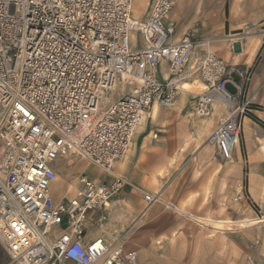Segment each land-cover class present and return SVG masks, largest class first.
Segmentation results:
<instances>
[{"label":"built area","instance_id":"obj_1","mask_svg":"<svg viewBox=\"0 0 264 264\" xmlns=\"http://www.w3.org/2000/svg\"><path fill=\"white\" fill-rule=\"evenodd\" d=\"M132 2L0 0L4 264H136L137 252L124 249L123 233L111 240H84L89 213L130 185L126 178L117 175L107 183L79 176L77 194L54 201L53 163L75 154L110 170L128 153L150 108L174 105L183 79L196 76L206 85L195 96V116H209L213 100L227 104V114L207 140L221 162L233 158L241 122L252 108L250 100H241L244 86L233 78L235 68L209 51L213 38L185 33L173 41L171 0H152L143 18L133 15ZM134 34L142 45L132 42ZM162 61L168 74L159 81L155 69ZM86 121H91L89 129L78 134ZM142 200L146 208L158 202L151 194H143Z\"/></svg>","mask_w":264,"mask_h":264},{"label":"crops","instance_id":"obj_2","mask_svg":"<svg viewBox=\"0 0 264 264\" xmlns=\"http://www.w3.org/2000/svg\"><path fill=\"white\" fill-rule=\"evenodd\" d=\"M151 1L141 2L137 12L133 1V15L143 18ZM171 1L174 8L168 19L175 24L173 41L185 33L213 38L209 51L235 68L232 76L244 86L241 100L252 105L241 122L232 160L219 163L214 146L204 148L203 142L226 112L215 109L212 102L209 116L194 117L195 96L204 91L196 88L195 93H180L168 110L153 105L135 129L126 158L116 160L113 171L85 162L55 161L56 172L73 175L71 181L58 177L52 182V200L75 196L79 176L108 183L121 175L130 185L113 194L101 210L89 213L85 241L102 236L111 240L124 231V249L137 252L136 264H237L231 257L221 262L222 253L236 255L237 245L244 248L240 252L250 247L251 264H264V222L239 228L242 236L237 241V235L225 231L229 229L205 227L196 218L264 216V0ZM167 67L163 61L156 67L159 81L167 76ZM184 80L203 83L196 76ZM227 89L235 92L231 84ZM88 165L97 172L85 174ZM57 188L64 194L56 193ZM243 188L253 207L245 202ZM141 190L162 201L146 208ZM99 215L105 217L102 222Z\"/></svg>","mask_w":264,"mask_h":264},{"label":"rangeland","instance_id":"obj_3","mask_svg":"<svg viewBox=\"0 0 264 264\" xmlns=\"http://www.w3.org/2000/svg\"><path fill=\"white\" fill-rule=\"evenodd\" d=\"M145 0H135V3H134V11L137 12V10L141 9V2H143ZM134 13V12H133ZM132 42L135 41V43H138L139 45H142L143 42H142V39L134 34L133 37H132ZM194 117H196L195 115H193ZM91 125V124H90ZM79 133V132H78ZM208 137V136H207ZM206 140V139H205ZM60 160L64 161V162H75V164H84L85 163H90L89 161H87L85 158H81L77 155H70L68 156L67 158H61ZM122 160V159H121ZM91 164V163H90ZM115 164V162L113 163V165ZM93 165V164H92ZM84 173L85 174H88V175H91V172H97V169L93 168L92 166L88 165V166H85L84 168ZM58 176H57V180L60 178L61 180H66L67 182L68 181H71V176L73 174H68L67 171H59L57 172ZM75 174V173H74ZM77 175V174H76ZM59 177V178H58ZM243 177H244V174H243ZM244 184H245V181H244ZM55 192L56 193H60L61 195L64 194V189H55ZM141 194L143 196V194H149L143 190H141ZM243 194L244 195H248L247 194V191H246V188H243ZM60 195V196H61ZM143 198V197H142ZM254 206V205H253ZM252 206V207H253ZM254 209V208H253ZM198 219V221L200 220L202 222V224H204L203 226L205 227H210V228H213V229H219L220 231L222 229H229V231L225 230L226 232H229V233H232L237 235L236 236V239L238 241L239 237H241L239 234H240V230L239 228H247L248 226L250 225H255V224H258V223H262L264 221L260 220L263 217H250V216H245V217H242L240 219H236V220H222V219H212V218H209V217H196ZM59 228H55V230H58ZM231 229V230H230ZM224 231V230H222ZM124 234V242H125V232L122 231L120 232L119 234ZM239 235V236H238ZM239 247V249H236V255L234 256L233 254L230 256L229 254L225 253V254H221V262H225V261H228L229 260V257L231 258H235V262H237V264H251V262H249L251 259H252V254H251V251L249 250L250 247H248L247 249H245L244 252H240V250H244V248H240L239 245H237ZM7 255L5 252H3L1 246H0V264H4L7 260ZM232 260V259H231Z\"/></svg>","mask_w":264,"mask_h":264},{"label":"bare ground","instance_id":"obj_4","mask_svg":"<svg viewBox=\"0 0 264 264\" xmlns=\"http://www.w3.org/2000/svg\"><path fill=\"white\" fill-rule=\"evenodd\" d=\"M134 2H135V0H133ZM132 5H133V2H132ZM133 9V8H132ZM177 85L179 86L178 88H179V93H178V96H179V94L180 93H182V94H187L188 92H194V91H196V88L197 89H200V90H206V85L205 84H203V83H199L198 81H193V82H189L188 80H181V81H179L178 83H177ZM195 93V92H194ZM155 106H158L157 104H154ZM213 105L215 106V109H217V110H224L225 112H226V114H227V110H226V106H227V104L224 102V101H222V100H219V99H216V100H213ZM144 117H145V115L143 116V118H142V121H141V123L144 121ZM90 124H91V121H86V122H84L83 123V125L81 126V128L79 129V133L78 134H83L85 131H87L88 129H89V127H90ZM76 134V133H75ZM74 134V135H75ZM76 138V137H75ZM208 138V137H207ZM207 138H206V140L203 142V143H205V145H204V148H205V146H207V147H209L210 145H212L211 143H209L208 142V140H207ZM200 146H201V144L200 145H198L197 146V149L196 150H198L199 148H200ZM128 152V151H127ZM128 154V153H127ZM126 154V155H127ZM126 158V156L123 158V159H125ZM59 160V159H58ZM232 160V159H231ZM230 160V161H231ZM57 161V160H56ZM122 161V160H121ZM229 161V162H230ZM218 162L219 163H229V162H221L219 159H218ZM114 165H112V167H113ZM111 167V169L110 170H108V171H106V170H104V171H106V172H111V171H113V168ZM99 169V168H98ZM101 169V168H100ZM103 170V169H102ZM78 179V178H77ZM77 179H76V181H77ZM55 180H57V176H56V179ZM157 200H158V202H160V201H162L161 199H159L158 197H157ZM180 210V209H179ZM180 211H183V209L182 210H180ZM260 220H262V221H264V218H262V219H260Z\"/></svg>","mask_w":264,"mask_h":264},{"label":"trees","instance_id":"obj_5","mask_svg":"<svg viewBox=\"0 0 264 264\" xmlns=\"http://www.w3.org/2000/svg\"><path fill=\"white\" fill-rule=\"evenodd\" d=\"M251 107H252V105H251Z\"/></svg>","mask_w":264,"mask_h":264}]
</instances>
